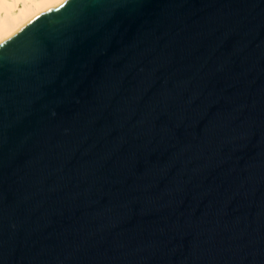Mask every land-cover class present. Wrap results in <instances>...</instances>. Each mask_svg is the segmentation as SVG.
<instances>
[{
  "label": "water",
  "instance_id": "1",
  "mask_svg": "<svg viewBox=\"0 0 264 264\" xmlns=\"http://www.w3.org/2000/svg\"><path fill=\"white\" fill-rule=\"evenodd\" d=\"M0 264H264V0H64L1 41Z\"/></svg>",
  "mask_w": 264,
  "mask_h": 264
},
{
  "label": "bare ground",
  "instance_id": "2",
  "mask_svg": "<svg viewBox=\"0 0 264 264\" xmlns=\"http://www.w3.org/2000/svg\"><path fill=\"white\" fill-rule=\"evenodd\" d=\"M64 0H0V42Z\"/></svg>",
  "mask_w": 264,
  "mask_h": 264
}]
</instances>
